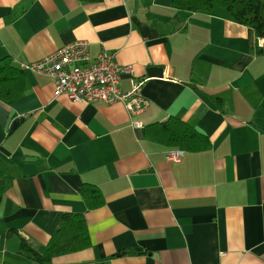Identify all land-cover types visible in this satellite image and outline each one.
Instances as JSON below:
<instances>
[{
	"label": "crops",
	"instance_id": "0c3cea01",
	"mask_svg": "<svg viewBox=\"0 0 264 264\" xmlns=\"http://www.w3.org/2000/svg\"><path fill=\"white\" fill-rule=\"evenodd\" d=\"M174 0H0V60L38 62L89 43L115 54L149 106L73 103L26 70V91L2 105L0 262L35 264L64 215H85L91 247L52 264H264V58L255 32L228 13H189ZM222 102V104L219 103ZM180 118L211 141L168 162L145 129ZM24 119L23 122H20ZM18 120L13 134L10 127ZM138 123L139 126H133ZM105 205L89 210L83 185Z\"/></svg>",
	"mask_w": 264,
	"mask_h": 264
},
{
	"label": "trees",
	"instance_id": "16d2710c",
	"mask_svg": "<svg viewBox=\"0 0 264 264\" xmlns=\"http://www.w3.org/2000/svg\"><path fill=\"white\" fill-rule=\"evenodd\" d=\"M95 3L101 0H80ZM175 9L189 13L211 12L222 9L239 25L255 32L259 40H264V0H174ZM257 55L264 58V44L257 48ZM26 75L24 70L14 66L10 57L0 60V101L11 103L25 94ZM222 104L221 101H219ZM145 138L169 149L186 152L207 150L211 141L195 127L180 118H171L165 123L155 124L145 129ZM6 191L0 180V204ZM87 209L94 210L105 205L100 190L90 184L80 189ZM20 251L35 264H52L61 255L79 253L91 247L89 227L85 215L70 213L63 216L59 228L51 237L43 252L35 250L27 241H20Z\"/></svg>",
	"mask_w": 264,
	"mask_h": 264
},
{
	"label": "built area",
	"instance_id": "2783aa9c",
	"mask_svg": "<svg viewBox=\"0 0 264 264\" xmlns=\"http://www.w3.org/2000/svg\"><path fill=\"white\" fill-rule=\"evenodd\" d=\"M261 44H264V40H261ZM21 70L51 78L56 95L67 96L73 103L122 104L132 116L142 113L149 106L141 83L132 81L131 90L127 92L121 89L124 77H134L133 67L120 65L115 54L108 51H103L92 60L86 41L64 46L38 62L21 65ZM133 126L139 124L133 123ZM184 155L185 152L181 150L170 151L167 161L179 162Z\"/></svg>",
	"mask_w": 264,
	"mask_h": 264
},
{
	"label": "water",
	"instance_id": "95a60500",
	"mask_svg": "<svg viewBox=\"0 0 264 264\" xmlns=\"http://www.w3.org/2000/svg\"><path fill=\"white\" fill-rule=\"evenodd\" d=\"M9 117H10L9 112L5 109V107L0 102V124L3 128H5L7 126ZM23 121H24V119L20 120V122H23ZM20 122L18 120H16L12 123V125L10 127V134H13L16 131Z\"/></svg>",
	"mask_w": 264,
	"mask_h": 264
}]
</instances>
